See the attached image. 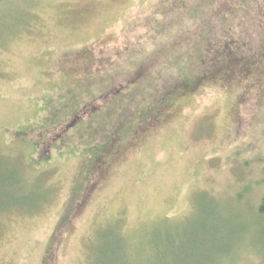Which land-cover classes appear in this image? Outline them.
<instances>
[{"label": "rangeland", "instance_id": "374dc122", "mask_svg": "<svg viewBox=\"0 0 264 264\" xmlns=\"http://www.w3.org/2000/svg\"><path fill=\"white\" fill-rule=\"evenodd\" d=\"M193 3L0 0V173L24 199L0 215V264H91L111 232L134 264L161 261L166 239L186 253L170 247L168 264H264V66L186 95L201 48L185 43L94 111L186 34ZM252 15L231 33L245 51L259 42Z\"/></svg>", "mask_w": 264, "mask_h": 264}, {"label": "trees", "instance_id": "16d2710c", "mask_svg": "<svg viewBox=\"0 0 264 264\" xmlns=\"http://www.w3.org/2000/svg\"><path fill=\"white\" fill-rule=\"evenodd\" d=\"M262 3V6L260 5ZM260 6V7H259ZM264 0H194L191 14V23L186 27V34L178 36L174 40L167 44H164L160 50L156 53L151 54L145 66L146 71L142 68L138 71L131 73L125 84L116 87V85L108 90L105 95L101 98L102 104L95 108V112L102 109V107L112 98L118 94L126 92L128 88L137 85L141 80H144L150 74L148 71L152 65L159 61L162 56H167L166 49L169 48L171 54L176 53L186 43V50L191 49L194 46L201 48V54L198 61L194 65H197V72H193V76L186 78V83H183L186 89V95L190 91L193 92L205 85H210L212 82L216 84H228L240 79H248L250 75L254 74L258 70V67L264 66ZM254 19H257V25L261 31H258L259 42L254 45L250 51H245V46L241 45L242 42L236 39L232 31L240 23L236 22V19L242 20L250 17L252 12ZM255 13V14H254ZM183 36V37H182ZM198 38L194 40V38ZM239 41V42H238ZM189 46V47H188ZM198 49V47H197ZM166 50V51H165ZM199 50V49H198ZM249 50V49H248ZM251 52V53H250ZM191 51L186 52V55H190ZM171 54L169 57L171 58ZM168 58V57H167ZM166 58V60H167ZM184 89V90H185ZM127 94V93H126ZM125 94V95H126ZM168 104L161 102L158 108H166ZM93 111V112H94ZM157 111V109L155 110ZM154 111V112H155ZM150 113L149 118H145L140 122L147 127L152 125L156 118L155 113ZM138 124V125H140ZM136 125L135 128H139ZM72 128L70 125L66 126V129ZM61 132L60 137L51 138L49 143H45L42 148L48 150L52 148L61 138L62 135L68 133ZM7 167V166H6ZM40 183H38V186ZM40 187V186H39ZM13 188L16 195H20L21 192V181L17 178L15 180L12 169L8 167L2 173H0V215L9 212L14 209L17 211L24 212V199L13 197L10 191ZM44 198V197H43ZM43 198L39 201H43ZM38 203V202H37ZM37 203L32 207H28V213H35L37 211ZM264 212V197L262 201V210ZM111 237L105 244V240H101V243L105 244L101 251H98L96 247L90 248V261L91 264H134L135 261L132 257L131 252L128 251L124 246L125 243L116 234L110 233ZM165 256L162 254L161 261L155 264H168L163 261L168 257V250L171 247L173 250L177 248L176 253H180L182 257H186L184 253L185 247L183 242L175 240H165ZM180 245V246H179ZM184 253V254H183ZM185 258H183L184 260ZM173 261H180L179 255L174 256ZM178 264V263H175Z\"/></svg>", "mask_w": 264, "mask_h": 264}]
</instances>
